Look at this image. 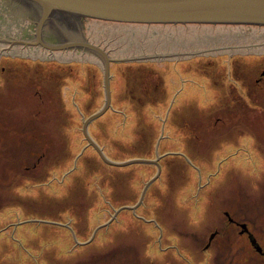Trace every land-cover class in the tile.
Returning <instances> with one entry per match:
<instances>
[{
    "label": "rangeland",
    "instance_id": "obj_1",
    "mask_svg": "<svg viewBox=\"0 0 264 264\" xmlns=\"http://www.w3.org/2000/svg\"><path fill=\"white\" fill-rule=\"evenodd\" d=\"M87 35L113 58L163 56L112 63V107L88 128L111 161L160 156L161 174L132 211L157 166L88 146L101 61L0 52V264H248L203 246L224 211L264 228V29L93 20Z\"/></svg>",
    "mask_w": 264,
    "mask_h": 264
},
{
    "label": "water",
    "instance_id": "obj_2",
    "mask_svg": "<svg viewBox=\"0 0 264 264\" xmlns=\"http://www.w3.org/2000/svg\"><path fill=\"white\" fill-rule=\"evenodd\" d=\"M34 6L37 11V42L42 43V29L52 20L56 13L82 16L89 19L121 24L137 25H211V26H255L264 27V0H23ZM29 46L35 41H8ZM48 50L68 51L73 46L59 44L47 45ZM81 49L96 57L103 64L105 104L97 113L83 122V133L101 159L108 165L127 167L133 164H152L158 168V173L149 181L137 205L127 207L136 211L144 200L147 189L161 174L160 156L155 160L132 159L126 162H115L108 159L100 146L92 139L88 128L91 123L102 117L111 109V63L157 59L163 56H134L129 58H113L100 45L83 40ZM3 51L1 52L2 55ZM119 212V211H118ZM116 212V214L118 213Z\"/></svg>",
    "mask_w": 264,
    "mask_h": 264
},
{
    "label": "flooded vegetation",
    "instance_id": "obj_3",
    "mask_svg": "<svg viewBox=\"0 0 264 264\" xmlns=\"http://www.w3.org/2000/svg\"><path fill=\"white\" fill-rule=\"evenodd\" d=\"M0 8L5 16L10 17L13 27L17 29L15 33L9 35L0 32V52L3 51L2 54L21 50L23 54L30 57L47 53L49 58L54 59L59 53L69 52L76 54V56L80 55V57L96 58L88 52H84L80 47L83 40L92 43L87 35V28L93 19L56 13L52 20L42 29L41 43L37 42L38 16L33 5L23 0H0ZM5 16L1 15L3 23H6ZM227 27L264 29V27L255 26ZM2 39L8 41H35L37 44L26 47L19 44L12 46L10 42H4ZM59 44H69L73 47L68 51L48 50L47 45L56 46ZM263 80L264 71L261 72V76L256 81L261 83ZM223 216L224 219L222 221L219 219L217 226L209 233L208 239L203 246L204 251L210 253L214 251V260L222 258L226 261L227 257L231 255L230 251L232 253L230 248H235L232 259L234 256L239 257L240 252H244V255L242 254L245 257L244 262L248 264H264V228L260 226L253 227L250 221H244L235 213L224 211ZM228 251L229 254H227Z\"/></svg>",
    "mask_w": 264,
    "mask_h": 264
},
{
    "label": "trees",
    "instance_id": "obj_4",
    "mask_svg": "<svg viewBox=\"0 0 264 264\" xmlns=\"http://www.w3.org/2000/svg\"><path fill=\"white\" fill-rule=\"evenodd\" d=\"M131 25H137V24H131ZM208 26H211V25H208ZM220 26V25H219ZM97 143V142H96ZM98 144V143H97ZM101 158V157H100ZM103 161V160H102Z\"/></svg>",
    "mask_w": 264,
    "mask_h": 264
}]
</instances>
